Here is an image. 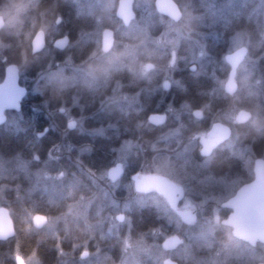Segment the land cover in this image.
<instances>
[{
	"label": "rangeland",
	"instance_id": "1",
	"mask_svg": "<svg viewBox=\"0 0 264 264\" xmlns=\"http://www.w3.org/2000/svg\"><path fill=\"white\" fill-rule=\"evenodd\" d=\"M173 1L180 11L176 21L158 13L153 0H133L136 15L123 28L114 16L116 0H49L41 8H36L38 0H31L28 7L35 11L27 13L19 3L0 0L3 23L5 17L9 21L19 17L22 21L16 24L13 34L0 36V59L5 57L17 63L19 82L27 89L23 108L8 112L0 126V136L8 131L23 136L25 126L36 118L58 116L77 122L72 132L53 126V135L45 139L50 146L42 160L24 159L17 149L4 152L0 147V203L8 200L16 205L14 215L19 224L13 239L1 245L0 264L10 262L16 255L25 264H111L113 257L107 260L104 253L105 249L111 251V245L120 264H161L165 255L178 254L189 262L202 259L206 264L231 258L221 250L224 238L220 240L221 235L229 238V232L209 213L211 203L220 202L227 191L214 195L207 186L212 181L225 186L229 182L224 177L213 178L210 173L198 172L207 168L193 167L201 159L252 160L257 153L264 157V142L255 148L251 142L241 145L238 141V130L259 128V120L264 117V0ZM40 12H44L43 19ZM57 14L63 15L59 27L53 24ZM251 19L258 31L256 39L251 38L247 29ZM33 23L37 24L35 29ZM104 25H111L116 34L111 49L103 52L95 47L94 40H99ZM32 28L33 32L42 29L47 41L37 53L31 51L25 38ZM60 30L70 31L73 39L68 49L55 53L48 39ZM215 39H221L225 46L223 60L225 53L238 46L248 47L236 68V89L231 94L223 88L229 68L224 73L215 66L210 68L206 62L207 42ZM148 61L155 68L153 74L146 73L144 65ZM191 64L196 66L192 71ZM90 68L101 69L102 75L97 76ZM184 69L195 75L208 70V91L198 100L203 104L200 108L209 115L206 128L186 133L183 129L187 128V112L191 115L189 101L176 97L175 92L167 94L162 87V81L167 79L171 86L182 88L180 77ZM127 74L159 77L151 92L155 96L153 107L161 106L159 112L165 113L168 120L160 125L162 129L154 138L140 133V127L143 128L139 121H134L137 129L131 131V137L127 125L118 123L116 117L123 113L119 110L138 107L140 101L137 92L128 89L132 88L128 86L132 80L123 78ZM51 101L55 106L50 111ZM244 104L250 107H242ZM59 107H63L60 115ZM240 108L250 112L243 122L235 119ZM215 120L229 125L231 135L212 155L197 158L194 141L207 135ZM244 122H249L247 127L235 125ZM263 131L260 128L256 133ZM32 132L35 136L36 130ZM91 140L108 144L109 160L100 163L104 168L83 159L90 153ZM117 161L124 167L138 166L141 172L161 173L184 182L187 194L180 207L190 202L196 208L193 224L182 225L160 195L135 192L129 175L109 181L106 169ZM56 166L59 169L50 171ZM37 206L46 215V221L38 228L31 223ZM144 207L151 210L156 221L148 227H137L135 217ZM117 212L124 214L123 219L114 218ZM174 233L181 236L182 244L165 253L160 241ZM229 245L240 244L229 238ZM83 249L88 250L84 259L79 257Z\"/></svg>",
	"mask_w": 264,
	"mask_h": 264
},
{
	"label": "water",
	"instance_id": "2",
	"mask_svg": "<svg viewBox=\"0 0 264 264\" xmlns=\"http://www.w3.org/2000/svg\"><path fill=\"white\" fill-rule=\"evenodd\" d=\"M133 0H117L115 8V16L121 19L124 25L129 24L131 19L134 18V10L132 7ZM154 6L157 11L171 15L177 18L179 15L178 10L171 0H155ZM3 23L2 16L0 15V24ZM67 37L62 36L54 41V45L58 48H63L66 44ZM111 30L104 29L102 31L101 48L106 51L111 46ZM42 46V34L32 39L33 50H39ZM247 47L240 45L234 50L224 55V60L229 65L227 73V79L224 82V91L231 94L236 89L235 82V70L240 62L246 55ZM145 69L152 67L151 62H146ZM195 65L190 66V70H194ZM164 89H168L170 82L165 79L162 82ZM26 89L24 86L18 84L17 66L14 63H9L5 67V75L0 82V124L5 121V110H19L21 106V99L24 96ZM63 111V107L59 108ZM192 114L196 118L202 116V110L200 108H194ZM250 116V112L244 108H240L237 111L235 119L237 122H243ZM166 115L161 112H151L147 116V120L153 124H161L165 121ZM69 128L75 126V120H69L67 122ZM230 134V127L222 122H215L212 124L208 131V135L200 136L198 142L199 155L208 156L212 147L216 146L227 138ZM41 136V133H37ZM36 159L37 156L34 155ZM121 171L120 162L117 161L115 166L110 167L107 170V175L111 180L118 177ZM253 179L241 185L236 192L223 201V205H227L231 208V212L226 217L224 222L232 227L231 233L233 236L243 239L250 244H254L256 239L264 242V158L256 156L253 159ZM134 183V188L138 192H150L154 191L160 194L168 207L174 211L185 223H192L195 221L196 215L194 209L179 208L177 206L178 201L183 196L182 186L171 180L165 175L156 172L139 173L134 172L131 175ZM123 218L122 213L116 215L117 220ZM46 221V215L41 212H35L31 216V223L35 227H40ZM14 234L13 221L10 216L9 209L6 206H0V240L10 238ZM180 243V237L177 234L166 236L161 241V248L163 250H170L176 247ZM87 255L84 250L80 256ZM16 264H24V261L20 255H16L14 258ZM118 264V263H115ZM161 264H176V261L170 257L163 258Z\"/></svg>",
	"mask_w": 264,
	"mask_h": 264
},
{
	"label": "trees",
	"instance_id": "3",
	"mask_svg": "<svg viewBox=\"0 0 264 264\" xmlns=\"http://www.w3.org/2000/svg\"><path fill=\"white\" fill-rule=\"evenodd\" d=\"M49 0H39L36 8L37 7H43L46 6L48 4ZM61 18L63 17V15H60ZM34 24V23H33ZM248 24V31L249 34L251 35V38L256 39L258 36V31L255 29L254 26V22L253 19H251L249 21ZM37 25V24H35ZM33 26V25H32ZM35 29V27H34ZM32 28L31 32H33L34 30ZM133 39H138V37H134ZM132 42V41H130ZM224 48L225 46H223V41H221V39L217 40L215 39V41H208L207 45H206V49L208 51V56H207V60L206 62H208V65L211 67H217L219 69H223L224 73L226 72V70L229 68L228 64L226 62H224V60L222 59V54L224 53ZM55 53H59L54 51ZM155 68H152L151 70H149L148 72H146L147 74H153L154 73ZM208 70H206L204 72V74H192L189 71H187L186 69H184L183 73L181 74L180 77V85L182 88H176L174 86H171L166 92L167 94H171V92H175L176 93V97L180 96V98H183L184 100H188V109H191L193 107H200L201 105L203 106V104L198 101L199 98L201 96L205 97V94L208 91ZM132 80V83L129 84L128 86H131L132 88H128L132 93L137 92L138 94V98H139V103H138V107L136 105H132L131 107H124L121 108L119 111L122 113V115L120 114V117H116L118 119V123H121L123 125V123H125L127 125V129H129L130 133H128V136H133L131 134V131L134 129H137V124L134 123V121L136 120L137 122L139 121L142 124V128L143 130H141L140 127V133H142V135L146 138H154L156 133L159 131V129H162L161 126H156V125H152L150 123L147 122L146 120V115L149 112L152 111H162V107L161 106H157V107H153V102H154V98L155 96L153 94H151L152 89L158 84L159 82V77L155 76L152 77L150 75V77H148V75H132L130 76V74H127V77H123L124 79H130ZM202 90H205L206 92H202ZM227 97V96H224ZM50 100H53L52 97H50ZM25 102V99H23V103H22V108H23V104ZM55 106V103H53V101H51L48 105V110H53ZM242 107H250L248 105H241ZM28 114V113H27ZM31 114V113H29ZM28 116V115H27ZM57 119L59 120L58 116ZM209 119V115L206 112V110H204L203 112V118L200 120H194V118L191 117V115L189 114V112H187L184 122H187V128L183 129V132L186 133L187 130H192L191 132H194L196 130H200L203 128H206V121ZM47 121L50 120V122L52 124H54L55 128L57 127V123L55 121H53V119H46ZM46 120H42V119H35L36 124H38L37 129H42V126L45 125V123L47 122ZM168 120V119H167ZM249 122H244L241 124H235L237 126H241L239 128H242V126H246L248 125ZM136 124V126H135ZM134 126V127H133ZM58 128V127H57ZM240 133V138H239V143L241 145H245L246 143H252L253 146L255 148H258L263 142H264V131L262 134H258L255 133L254 136H249L247 135V133L250 131H242L238 130ZM51 134L53 135L52 131H48L46 132L40 139H37L33 132H31L30 130H25L23 133V136H21L17 131H8V132H3L0 136V147H2V149L4 150V152H10L13 149H17L18 151H20V153L22 154V157L24 159H31L33 158V154L36 153L38 156V160H42L46 157L47 155V151L48 148L50 146V144L46 141V137L47 136H51ZM89 151L90 153L88 154L87 157H85L86 155L83 156V159H87V160H92V162H97L101 163H105V161L109 160V156L110 154L107 151V143H103L100 140L94 141L91 140L89 141ZM194 144H196V140L194 141ZM256 152H259L258 150ZM108 155V156H107ZM194 155L198 158L199 156L197 155L196 150H194ZM259 153H257L256 156H258ZM200 158V157H199ZM60 164V163H59ZM58 165V164H57ZM100 168H104L105 165L101 166ZM55 168L59 169V166L54 167L53 169H51L50 171H56ZM140 167L138 166H134L132 167V171L133 170H139ZM128 172H131V169H128ZM0 205H5L7 206L10 210H11V215H12V220H13V224L15 227V233H18L19 230V224L17 223V218L14 215V211L16 208V205L12 202L10 203L8 200H4L0 203ZM35 211H40L41 212V208L39 206L35 207ZM135 219H137V223L135 221V224H137V227H148V224L150 223H154L156 221L154 215L151 213V210L149 208H142L139 211V214L137 215V218L135 217ZM153 220V222H152ZM151 226V225H150ZM149 226V227H150ZM12 238V237H11ZM11 238L7 239L6 241H0V252L3 250V248L1 247L2 244L6 243L7 241H10ZM13 239V238H12ZM175 259H178V257H175ZM5 264H10V262H6Z\"/></svg>",
	"mask_w": 264,
	"mask_h": 264
},
{
	"label": "flooded vegetation",
	"instance_id": "4",
	"mask_svg": "<svg viewBox=\"0 0 264 264\" xmlns=\"http://www.w3.org/2000/svg\"><path fill=\"white\" fill-rule=\"evenodd\" d=\"M39 1V0H38ZM154 1L155 0H153V4H154ZM172 2H173V4L175 5V8L178 10V12H179V15H178V17L177 18H174V17H172L171 15H168V14H164V13H161V12H159V11H157L156 10V8H155V10L158 12V13H160L161 15H163L165 18H169V19H172V20H174V21H176V20H178L179 18H180V11H179V9H178V7H177V5H176V3H175V1H173V0H171ZM116 4H117V0H116V3H115V8H116ZM132 7H133V2H132ZM155 7V6H154ZM115 8H114V12H115ZM133 10H134V16L136 15V13H135V9H134V7H133ZM58 16H60L59 14H57ZM57 15H55L54 16V18H53V24H55V25H57L56 27H59L60 26V24L62 23V18H61V20H60V22L59 23H57L56 22V16ZM114 16H115V13H114ZM61 17V16H60ZM116 17V16H115ZM116 19H117V21L119 22V23H121L122 24V27L123 28H127L128 26H129V24H130V22H129V24H127V25H124L123 23H122V21H121V19H119V18H117L116 17ZM3 20V19H2ZM132 20V19H131ZM3 24V23H2ZM47 27H48V25H46ZM104 29H109V30H111V38H112V41H111V46H110V48L108 49V50H106V51H109L110 49H111V47L113 46V42H114V39H115V34H116V30H114L113 29V27L111 26V25H104L103 27H102V29H101V32H100V37H99V40L97 39V40H94L95 41V47L97 48V49H100L101 51H103L102 50V48H101V41H102V31L104 30ZM41 32V34H42V46H41V48L39 49V50H33V47H32V40L30 41V46L29 47H31V51L33 52V53H37V52H40L41 51V49H43L44 47H45V45H46V43H47V41H46V37H45V35H44V33H43V31L41 30L40 31ZM71 33H70V31H68V32H63L62 30H60V31H57L56 33H54L52 36H51V39H48V42H49V46H50V48L52 49V51H56V52H59V53H62V52H64L66 49H68V46H69V44H70V42H71V40L73 39V37H72V35H70ZM62 36H66L67 37V41H66V44H65V46L63 47V48H58L57 46H55L54 45V41L57 39V38H59V37H62ZM246 47H247V45H246ZM247 51H248V47H247ZM104 52V51H103ZM14 53H16V52H14ZM226 54V53H225ZM224 54V55H225ZM149 62V61H148ZM225 62V61H224ZM9 63H14L16 66H17V63L16 62H14V61H11V59H8V58H5V57H3L2 59H0V82L3 80V78H4V75H5V67H6V65L7 64H9ZM227 63V62H226ZM192 65V64H191ZM190 65V66H191ZM195 65V64H194ZM190 66H189V69H190ZM153 67H151L150 69H146V70H151ZM195 68H196V66H195ZM194 68V69H195ZM192 71V70H191ZM17 73H18V84L19 85H22L20 82H19V70H18V66H17ZM163 82V81H162ZM23 86V85H22ZM25 87V86H24ZM171 87V85L169 86V88ZM168 88V89H169ZM26 89V88H25ZM168 89H165V90H168ZM26 94H27V89H26V92H25V94H24V96L22 97V99H21V106H20V109L19 110H5L4 112H5V116H6V118H5V121H6V119H7V114H8V112H19L21 109H22V103H23V99H25V96H26ZM60 108V107H59ZM59 108H58V114L60 115V113H62L60 110H59ZM194 108H200V107H193V108H191V115H192V117L194 118V120H200V119H202L203 118V110H202V116L200 117V118H196V117H194L193 116V114H192V110L194 109ZM152 112H159V111H152ZM149 113H151V112H149ZM148 113V114H149ZM161 113H163V112H161ZM148 114L146 115V120H147V116H148ZM165 114V113H164ZM166 115V114H165ZM167 115H166V118H165V121L164 122H166V120H167ZM53 119V121H55L56 123H57V127H58V129L60 130L61 128H65V129H67L69 132H72L75 128H76V126H77V122H76V120L75 119H73V118H68V119H66V118H59V120L57 119V117L55 118H52ZM75 120V126L73 127V128H69L68 127V125H67V122L69 121V120ZM42 120H46V119H42ZM5 121L2 123V124H4L5 123ZM47 121V120H46ZM218 120H215V121H212L211 123H210V126H209V128H208V131H209V129L211 128V126H212V124L213 123H215V122H217ZM147 122L148 123H150L148 120H147ZM164 122L163 123H161V124H153V123H150V124H152V125H156V126H160V125H162V124H164ZM220 122V121H219ZM2 124H0V126L2 125ZM36 126H38V124H36V122L34 121L33 123H31L29 126H25V130H30L31 132H32V130H36V132H35V137H37V139H40L46 132H48V131H52L53 132V128L55 127L54 126V124H52L51 122H50V120H48L46 123H45V125L44 126H42V129H37V127ZM54 126V127H53ZM21 129H23V127L21 126ZM208 131H207V135H208ZM37 133H41V136H38L37 135ZM230 135H231V128H230V134H229V136L227 137V138H225L222 142H220L219 144H217L216 146H214V147H212V149H211V152H210V154L208 155V156H210V155H212L218 148H220L222 145H223V143L230 137ZM202 136H206V135H202ZM200 137V136H199ZM199 137H197V139H196V144H195V147H194V149L196 150V152H197V155L199 156V157H201V158H206V157H208V156H200L199 155V152H198V150H199V147H200V144H199V142H198V138ZM34 155H36L37 156V154L36 153H34L33 154V159L34 160H36L35 158H34ZM37 159H38V156H37ZM120 162V161H119ZM116 163V162H115ZM115 163H114V165H111V166H109V167H107V169H106V176H107V178H108V180L109 181H111V182H114L115 180H117V179H119V178H121L122 176H128L129 175V178L132 180V178H131V175L134 173V172H139V173H150V172H141V171H139V170H133L132 171V166H130V167H124L123 166V164L120 162V167H121V171H120V173H119V175H118V177H116L114 180H111L109 177H108V175H107V170L110 168V167H112V166H115ZM195 163H197V165H194L195 167H193V168H207V169H209V170H199L198 172H207V173H210V175H211V177H213V178H218V177H224V178H226L227 180L226 181H228L229 182V186H225L224 185V183H219V182H217V181H212V182H210V184L209 185H207L208 187H209V191L210 192H214V195L216 194V193H218L219 191H227V196H225L224 197V199H222L220 202H218L217 204H216V202L214 203V202H212L211 203V207H212V209L209 211V213H210V215L212 214V215H214L217 219H218V225L221 227V228H223V229H225L226 231H228L229 232V238H230V240L231 241H236V242H238L240 245H242V246H252V245H258V244H262V243H264V242H262V241H260V240H258V239H256V241H255V243L254 244H250L249 242H247V241H245V240H243V239H240V238H237V237H235V236H233L232 235V233H231V230H232V227L230 226V225H228V224H226L225 222H224V220L226 219V217L229 215V213L231 212V208L229 207V206H227V205H223V201H225L227 198H229L230 196H232L235 192H236V190L241 186V185H243V184H246V183H248V182H250L252 179H253V177H254V172H253V159L252 160H236V161H216V160H211V161H205V160H197V161H195ZM203 163H208V165H206V166H204V165H202ZM128 169H131V172H128ZM161 174V173H160ZM163 175V174H162ZM166 176V175H165ZM169 178V177H168ZM172 180V179H171ZM174 181V180H173ZM175 182H177V181H175ZM177 183H179L181 186H182V189H183V196H182V198L178 201V203H177V206L179 207V208H187V209H194V211H195V215H196V218H197V210H196V208L195 207H191V205H190V202H186L185 203V206H183V207H180V203L183 201V199L185 198V196H186V194H187V192H186V189H185V186H184V182H177ZM132 185H133V190L135 191V192H137V193H143V192H138V191H136L135 190V188H134V183H133V180H132ZM152 192H154V191H152ZM145 193V192H144ZM154 193H156V192H154ZM156 194H158V193H156ZM158 195H160V194H158ZM161 196V195H160ZM162 197V196H161ZM163 198V197H162ZM164 199V198H163ZM213 209H214V212H213ZM172 211V210H171ZM35 212H40V211H34L33 213H32V215L35 213ZM177 217H178V219L180 220V222H181V224L182 225H189V224H193V222L192 223H185L174 211H172ZM118 213H122V212H117L115 215H114V218H116V215L118 214ZM123 214V213H122ZM31 215V216H32ZM123 216H124V214H123ZM196 218H195V220H196ZM123 219V218H122ZM217 226V225H216ZM35 227V226H34ZM112 233H114V232H112ZM174 234H177V233H174ZM177 235H179V234H177ZM110 236H112V237H114V235H110ZM179 237H180V243L176 246V247H174V248H172V249H170V250H163L165 253H169V252H173L175 249H177L181 244H182V238H181V236L179 235ZM226 236H224V235H221L220 236V240L221 239H223V238H225ZM11 238V237H10ZM165 238V237H164ZM228 238V239H229ZM7 239H9V238H7ZM7 239H5V240H0V241H6ZM162 240V239H161ZM108 247V245L106 246V248ZM160 247H161V241H160ZM114 246H112L111 245V251H109V250H106L105 249V252L104 253H106L105 255L108 257L107 258V260H109V259H111L112 257V259H111V261H112V263L111 264H115V263H118V264H120L119 263V261H118V259L117 258H115L114 256ZM86 251L87 252V255H88V250H86V249H83L82 251ZM81 251V252H82ZM81 254V253H80ZM80 254H79V257L80 258H86L87 257V255H85V256H83V257H81L80 256ZM170 257V258H172L173 260H175V261H177V259H175V256H171V255H165L163 258H165V257ZM14 258H15V256H14ZM14 258L10 261V264H16L15 263V261H14ZM163 258L161 259V262H162V260H163ZM215 259V258H214ZM217 260H219V259H217ZM221 261V260H220ZM222 261H227L228 262V264H234V261H232L231 260V258L228 260V258L226 259V260H222ZM211 262V261H210ZM210 262H208V264H210ZM24 264H25V262H24Z\"/></svg>",
	"mask_w": 264,
	"mask_h": 264
},
{
	"label": "clouds",
	"instance_id": "5",
	"mask_svg": "<svg viewBox=\"0 0 264 264\" xmlns=\"http://www.w3.org/2000/svg\"><path fill=\"white\" fill-rule=\"evenodd\" d=\"M9 2H16L19 3L22 9L25 13L27 12H34L35 9H30L28 7V4L31 2V0H9ZM55 7H58V5H55ZM47 11V9H45ZM39 15L41 18H44V12H40ZM61 20L60 16H56V22L59 23ZM21 19L18 17L15 21H9L7 17L4 19V23L0 24V36H7L13 34V30L16 27V24L21 23ZM33 27H35V24H33ZM42 29H38L34 32H30L26 35V40L30 41L35 38L36 35L39 34V32ZM25 54H27L25 52ZM90 71L94 72L97 76L102 75V70L99 68H90ZM260 128H264V117H261L259 120V128L251 129L247 135L254 136L256 132L259 131ZM179 175V173H177ZM221 244L224 246L221 250L227 251L229 256L231 257V260L234 261V264H264V243L258 244V245H252V246H240V245H229V239L227 237L224 238V240L221 241ZM219 251L216 253V256H219ZM176 264H206V262L202 259H193L191 262L185 260V258L182 255L178 254V259L176 261ZM210 264H228L227 261H219V260H212Z\"/></svg>",
	"mask_w": 264,
	"mask_h": 264
}]
</instances>
